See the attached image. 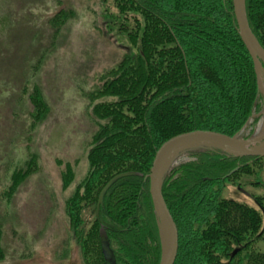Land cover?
<instances>
[{
    "label": "trees",
    "instance_id": "1",
    "mask_svg": "<svg viewBox=\"0 0 264 264\" xmlns=\"http://www.w3.org/2000/svg\"><path fill=\"white\" fill-rule=\"evenodd\" d=\"M111 3L98 24L100 32L119 35L128 45L83 92L96 129L88 142L86 172L66 198L65 210L82 264H159V219L149 192L157 149L197 129L239 134L250 119L258 121L252 115L261 111L262 96L232 0ZM245 3L250 28L264 49V0ZM75 16L70 6L49 17L54 41ZM262 70L264 77V64ZM26 94L35 127L48 116L49 105L36 82ZM187 155L193 158L166 172L162 186L178 230L174 264H264L258 247L264 238V197L255 196L258 205L250 206L221 195L227 184L258 175L263 157H237L214 147ZM36 160L31 154L25 166L13 170L0 193L3 199L35 172ZM76 164H59L63 188L74 182ZM1 238L0 222V258Z\"/></svg>",
    "mask_w": 264,
    "mask_h": 264
},
{
    "label": "rangeland",
    "instance_id": "2",
    "mask_svg": "<svg viewBox=\"0 0 264 264\" xmlns=\"http://www.w3.org/2000/svg\"><path fill=\"white\" fill-rule=\"evenodd\" d=\"M111 5V0H0V193L13 170L25 166L31 154L37 156L35 172L17 192L8 200L0 196V264H82L65 200L86 172L88 142L96 129L83 92L95 85L98 74L116 64L128 45L119 35L100 32L98 24ZM70 6L76 16L54 41L48 19ZM45 48L48 52L43 53ZM42 53L33 75L32 66ZM35 82L49 114L33 127L26 91ZM260 116L255 123L249 120L240 132L242 138L255 134ZM200 149L179 152L166 172L192 159L187 152ZM75 160V180L63 188L59 164ZM239 183L227 184L222 197L258 205L255 196L264 197V157L259 174ZM258 247L264 252V238Z\"/></svg>",
    "mask_w": 264,
    "mask_h": 264
},
{
    "label": "water",
    "instance_id": "3",
    "mask_svg": "<svg viewBox=\"0 0 264 264\" xmlns=\"http://www.w3.org/2000/svg\"><path fill=\"white\" fill-rule=\"evenodd\" d=\"M233 12L240 36L248 49L256 74L257 85L262 96V109L252 116H259L264 111V49L252 32L246 13L245 0H232ZM196 145L195 147H214L237 157L253 156L264 157V133L259 137L252 134L242 138L239 134L228 136L210 130H193L178 134L165 142L157 149L152 161L149 174V192L158 216L159 235L162 254L159 264H174L178 249V230L176 223L167 207L162 193L163 179L168 168L170 156L180 147ZM105 240V232L101 229V241ZM238 251L235 249L232 256Z\"/></svg>",
    "mask_w": 264,
    "mask_h": 264
},
{
    "label": "bare ground",
    "instance_id": "4",
    "mask_svg": "<svg viewBox=\"0 0 264 264\" xmlns=\"http://www.w3.org/2000/svg\"><path fill=\"white\" fill-rule=\"evenodd\" d=\"M261 115V116H260ZM259 116L261 117V121H260V124H259V127L258 129H256V132L254 134V137H259L261 136L263 133H264V111L260 114ZM196 145H185V146H182L180 148H178L169 158V161H168V167L170 165H172L176 160H177V155L179 152L185 150V149H191V148H195Z\"/></svg>",
    "mask_w": 264,
    "mask_h": 264
}]
</instances>
